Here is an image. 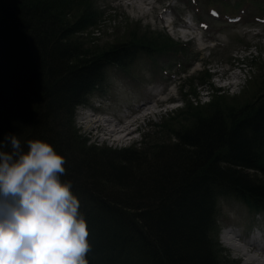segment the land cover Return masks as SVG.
<instances>
[{"label":"trees","instance_id":"1","mask_svg":"<svg viewBox=\"0 0 264 264\" xmlns=\"http://www.w3.org/2000/svg\"><path fill=\"white\" fill-rule=\"evenodd\" d=\"M66 5L0 0V140L38 138L65 157L62 179L90 233L88 264H219L217 201L264 212V89L241 106L198 111L150 154L88 144L75 107L105 89L108 66L125 70L152 48L88 50L76 36L94 25L92 14L72 19Z\"/></svg>","mask_w":264,"mask_h":264},{"label":"rangeland","instance_id":"2","mask_svg":"<svg viewBox=\"0 0 264 264\" xmlns=\"http://www.w3.org/2000/svg\"><path fill=\"white\" fill-rule=\"evenodd\" d=\"M64 1L72 19L86 10L92 14L90 21L94 25L76 36L88 50L101 51L117 42L140 41L152 48L147 54L140 53L125 70L108 66L105 89L95 90L89 100L117 120H123L124 114L133 118L140 112L161 109L159 114L148 117L141 114L142 118L132 125L139 128L129 132L136 139L133 145L147 154L173 142L172 133L191 123L198 111L206 113L214 107L232 104L238 107L254 101L264 89V0H152L150 4L147 0H126L129 6L119 4L118 0ZM165 6L164 16L173 21L171 24L184 16L193 26L192 33L206 43V49L199 50L194 40L181 41L174 28L163 27L159 13ZM82 7L84 12L80 11ZM242 62L246 67L240 72L234 66ZM213 71L222 79L232 73L229 80H237L236 86L232 85L235 86L232 94L212 96L214 92L209 87H215L211 81ZM199 87H207L209 94L200 102ZM159 99L174 101L170 106L175 109L164 111ZM82 113L78 111L79 117ZM73 124L88 144L115 150L129 146L127 139L113 143L108 138L112 134L104 130L103 135L102 127L89 121L79 118L75 121L73 117ZM259 176L264 180V176ZM217 204L215 242L219 264H255L243 253L225 246L222 237L230 229L248 238L251 226L256 223L264 226V212L255 214L234 199L221 198ZM263 233L254 243L264 240ZM260 244L264 248V243ZM251 248L253 252L254 245ZM256 253L261 262L263 250Z\"/></svg>","mask_w":264,"mask_h":264},{"label":"clouds","instance_id":"3","mask_svg":"<svg viewBox=\"0 0 264 264\" xmlns=\"http://www.w3.org/2000/svg\"><path fill=\"white\" fill-rule=\"evenodd\" d=\"M50 143L0 140V264H88L89 230Z\"/></svg>","mask_w":264,"mask_h":264},{"label":"bare ground","instance_id":"4","mask_svg":"<svg viewBox=\"0 0 264 264\" xmlns=\"http://www.w3.org/2000/svg\"><path fill=\"white\" fill-rule=\"evenodd\" d=\"M140 108V107H139ZM138 110V109H137ZM128 117H130V116H128V115H126V114H124V119L123 120H117V122H115L114 124H113V120H110V119H106V120H95L97 123H100V124H102L104 127V130H109L110 132V134H112V135H117V134H120L121 132H128L129 131V127L134 123V122H136V120H134V119H129ZM102 121L105 123V124H103L102 123ZM251 246L252 245H254V248H255V251L256 252H258L261 248H260V246H259V244H257V243H254V242H252L251 244H250ZM234 248L235 249H237V250H240V251H242L243 252V250L242 249H240V248H237V247H235L234 246ZM243 255H245L247 258H248V260L250 261V262H252V263H255V264H260V263H263V261H259L257 258H256V255H251L250 253H248V254H244L243 253Z\"/></svg>","mask_w":264,"mask_h":264}]
</instances>
